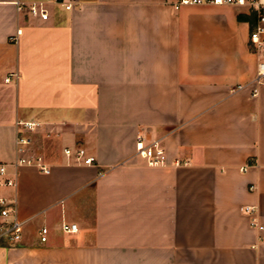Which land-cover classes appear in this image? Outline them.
<instances>
[{
  "label": "crops",
  "instance_id": "crops-1",
  "mask_svg": "<svg viewBox=\"0 0 264 264\" xmlns=\"http://www.w3.org/2000/svg\"><path fill=\"white\" fill-rule=\"evenodd\" d=\"M68 1L0 0V163L17 158V122H36L27 152L51 170L9 167L18 188L0 195L17 196L25 227L17 245L0 243V264H264V229L241 211L256 207L264 227V84L232 93L264 61L250 41L257 13ZM36 2L47 22L18 11ZM138 134L162 141L167 165L136 156Z\"/></svg>",
  "mask_w": 264,
  "mask_h": 264
},
{
  "label": "built area",
  "instance_id": "built-area-1",
  "mask_svg": "<svg viewBox=\"0 0 264 264\" xmlns=\"http://www.w3.org/2000/svg\"><path fill=\"white\" fill-rule=\"evenodd\" d=\"M54 5L60 6L67 11L74 9V5L68 0H50ZM191 5H229V6H248L257 13L258 22L256 28L250 35L251 43L258 50L264 48V0H178L174 8L177 10L182 6ZM18 11L25 8L28 13L42 22H47L50 19V11L48 4L42 2L24 5L17 3ZM20 31L17 32V35ZM13 76L6 78L9 82ZM264 84V61L257 64V73L255 78L246 85H240L232 90V93L243 90L247 87L252 89V95L256 96L259 92V86ZM41 123L36 122H17L16 128L20 131L16 138V160L11 164L0 163V188L13 189L18 188L17 174L10 175L9 167L18 170L22 167H33L43 174H50V166L45 157L37 153H28V149L32 146L33 141L28 134L35 133L42 128ZM52 132H48L50 136ZM136 156L143 159L149 166H165L167 165V155L163 143L160 139L148 140L143 134H138L136 137ZM64 155L76 164L91 166L94 164V158L87 155L83 148H65ZM179 165V162H176ZM241 211L250 217V226L262 231L263 226L258 224L256 218L257 208L254 206H245ZM25 222L19 217L18 198L17 196L7 198L0 195V243H5L9 246L17 245L23 237ZM61 230L64 233L73 234L78 231L77 224H71L66 221L61 222ZM48 228L43 227L40 230V241L47 242Z\"/></svg>",
  "mask_w": 264,
  "mask_h": 264
},
{
  "label": "trees",
  "instance_id": "trees-1",
  "mask_svg": "<svg viewBox=\"0 0 264 264\" xmlns=\"http://www.w3.org/2000/svg\"><path fill=\"white\" fill-rule=\"evenodd\" d=\"M257 15H255L254 17L256 18Z\"/></svg>",
  "mask_w": 264,
  "mask_h": 264
}]
</instances>
